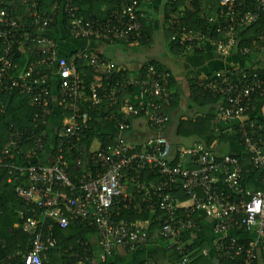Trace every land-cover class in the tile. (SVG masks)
<instances>
[{"label": "built area", "instance_id": "2783aa9c", "mask_svg": "<svg viewBox=\"0 0 264 264\" xmlns=\"http://www.w3.org/2000/svg\"><path fill=\"white\" fill-rule=\"evenodd\" d=\"M108 1L114 10L98 19L80 15L77 0L55 1L49 9L39 0L0 3V94L24 90L32 105L41 109L35 114V130L11 128L0 154V169L9 170V183L16 195L32 208V216L16 226L33 239L24 264H51L49 254L58 245L54 226L67 229L75 221L95 226L102 263L117 251L137 253L150 240L138 222L116 219L114 207L121 204L139 211L146 206L153 213L163 214V225L154 237L168 244V252L177 254V264H191V240H185V234L200 230L201 215L211 220L213 232L219 236L215 245L218 264H264V191L243 186L246 176L264 171V110L263 117H256L260 106L264 109V75L259 72L264 61L259 57L250 64L254 56L264 55V30L251 40V46H241L247 29L264 25V0H219L217 10L207 17L209 29L182 26L177 33L182 48L203 49L208 44L223 57L236 55L249 66L253 64L232 65L196 80L199 89L222 99L218 105L222 126L240 121L238 134L250 155L247 167L235 156L220 158L199 142L173 150L165 135L172 121L167 109L172 107L174 96L169 72L147 64L144 76L128 75L88 48L70 58L60 56L58 43L48 30L59 16L67 17L64 27L76 40L108 44L143 41L140 6L148 0ZM175 2L168 12L170 27L185 16L173 7ZM15 48L38 56L37 63L25 67L18 76L14 75L18 69ZM78 62H87L96 70L104 68L100 86L91 85L88 92ZM124 91L132 92L120 104ZM51 104L55 111L62 109L67 114L62 112L60 125L50 138ZM92 112H98L103 123L112 124L123 134L132 129L127 117L143 118L154 131L153 138L136 147L120 137L113 145L88 150L83 139L91 130ZM40 126L47 131L39 132ZM26 136L33 143L27 153ZM46 138L53 144V160L35 164L33 159L48 149ZM71 153L78 155L76 168L83 173L77 183L68 173L66 156ZM16 157L22 161L15 162ZM147 170L155 180H143ZM126 186L131 187V193L125 191ZM176 187L183 190L187 202L176 201ZM135 195L141 197V203H136ZM79 244L80 250L65 252L72 259L68 263H92L90 245ZM139 264L157 263L147 259Z\"/></svg>", "mask_w": 264, "mask_h": 264}, {"label": "trees", "instance_id": "16d2710c", "mask_svg": "<svg viewBox=\"0 0 264 264\" xmlns=\"http://www.w3.org/2000/svg\"><path fill=\"white\" fill-rule=\"evenodd\" d=\"M55 1L61 0H39L40 5L50 8ZM174 0H172L173 2ZM191 1V2H190ZM2 0H0V3ZM171 2V3H172ZM212 3V4H210ZM77 5L80 8V15L85 18H106L108 13L104 15L99 10L102 7H109L110 10H114V4L108 0H77ZM219 6V0H176L173 7L178 11H183L185 16L180 19L174 27L168 29V34L170 36L177 35L179 28L182 26L189 27L194 30L201 28L209 29L207 23V17L212 15ZM172 5L166 7V12L169 11ZM22 13V12H21ZM167 16V15H166ZM64 22L66 26L68 24V19L66 16H59L55 23H53L49 28V32L58 25L59 20ZM168 19V16H167ZM144 24V20H142ZM145 26V25H144ZM260 30H264V25L256 24L251 28L247 29L243 35L245 39L243 40L241 46H251V40L258 34ZM144 39L141 44L147 42V38L150 37V29L143 28ZM181 47L178 39L174 40L171 44L173 50L179 51ZM26 49V48H25ZM3 47L0 43V55L2 54ZM16 57L15 63L18 65V69L15 70L14 75L18 76L21 71L30 66L32 63H37L38 56L29 52V50H21L15 48ZM176 53V52H175ZM248 59V58H244ZM78 71L88 88V92L91 89L95 75H97V70L87 66L85 68L81 67L82 62H78ZM154 65L158 68L159 65ZM259 72L264 75V67L259 66ZM160 69V68H158ZM46 72V69H42ZM145 72V71H144ZM105 81V80H104ZM192 85L193 101L194 103L201 106L210 105L216 108V111H210L206 114L195 115L193 117L181 118L175 128L174 136L181 140H193L203 143L205 148L214 154L222 158V153L227 152L231 156L241 160L243 166L247 167L250 155L244 150L241 144L240 136L238 134V126L225 129L220 123L218 114V105L221 102V98L215 96L211 93L205 92L199 89L196 85V80H194ZM103 86H106V82H102ZM172 86L170 87V89ZM102 93V90L99 89ZM137 94H140L138 89L134 90ZM132 91H124L120 95V104H123V100L126 95L131 94ZM179 105V100L173 96L172 107L167 109L171 114ZM41 109L32 105L31 99L26 94L24 90H17L15 93L0 94V154L8 142L9 131L11 128L17 131H34L36 122L34 121L35 114L40 112ZM55 107L51 104L49 109L48 119L51 118ZM61 111V112H60ZM60 116L67 114L62 109L57 111ZM93 122L91 124V130L85 134L83 139V144L91 149L92 143L98 140L101 147H107L113 145L114 142L108 135L104 133L101 116L98 112H92ZM40 123V122H37ZM41 127V126H40ZM39 127V132L47 131L46 127ZM219 130L217 131V129ZM166 137L168 136V130L166 131ZM51 138V137H50ZM171 139V138H170ZM46 143L50 144V141L46 138ZM174 144V145H173ZM173 150L177 143H173ZM33 148L32 140L29 136L25 137L24 151L31 150ZM177 148V147H176ZM238 149V150H237ZM54 155V154H53ZM69 161V176L77 183L79 178L83 175L81 171L76 168V159L78 155L76 153H71L66 156ZM20 157H16L15 162H21ZM33 163H39V159L34 158ZM9 170L2 168L0 169V261L5 264H24L23 257L29 253L31 250L33 239L30 235L25 233L21 228L15 229V226L22 224L25 220L29 219L31 214V207L29 208L26 204L21 201L15 193L14 186L9 183ZM144 181L155 180V176L151 174L149 170L144 171L142 174ZM264 171L258 173L253 172L245 177L243 186L247 189L254 190L257 192L264 191ZM253 187V188H252ZM225 189V188H223ZM227 194H232L226 191ZM174 195L178 203H185L188 201V197L185 195L180 187L174 189ZM136 203H141V197L135 195ZM115 217L117 220H124L127 222H150V227L146 231L148 239L152 242H162L155 239L154 234L163 225V214L160 211L156 213L151 212L146 206H143L142 210H135L134 206H129L125 208L124 204L114 207ZM23 217H22V215ZM48 223L45 226L47 229ZM54 237L58 242L57 248L52 250L49 254L51 264H69L68 262L72 259L68 257L65 253L69 251V254L76 250H80L81 246L79 243H88L90 245L92 259L94 258V250L92 248L91 239L97 235V230L94 225L89 222H72L67 229H61L59 226H54L53 229ZM197 232L186 233L185 240L193 239V243L189 245L188 257L190 258L191 264H218L217 254L214 253L213 256L207 253L209 249H206L199 238H195ZM172 257L175 259V263L179 257L177 254L172 253ZM92 264V263H90Z\"/></svg>", "mask_w": 264, "mask_h": 264}, {"label": "crops", "instance_id": "0c3cea01", "mask_svg": "<svg viewBox=\"0 0 264 264\" xmlns=\"http://www.w3.org/2000/svg\"><path fill=\"white\" fill-rule=\"evenodd\" d=\"M209 1V0H207ZM212 1V0H211ZM172 0H148L141 4L140 13L144 20V27L150 29V37L147 38V42L141 44H129V43H100L93 41L76 40L70 37L64 27V22L60 19L58 25L49 33L50 36L56 39L59 48V54L61 57L70 58L78 50L85 48L96 52L102 58L108 62H113L118 70L125 72L128 75H145L147 64H158L161 71H166L171 74V90L173 94L178 98L179 105L173 110L172 121L168 129V136L170 141L177 143L176 147H189L193 143L198 141L193 140H181L174 136L175 128L181 118L193 117L195 115L206 114L208 112L216 111L215 107L210 105L201 106L194 103L192 85L194 80H198L200 77L212 76L225 68L232 65H240V60L236 55L230 57H223L216 49L210 45H206L203 49H189L179 48V51H175L171 48V44L177 39V35L168 34L166 7L171 4ZM212 4V3H210ZM110 10L109 7H102L99 11L104 15ZM167 15V16H166ZM140 49V51L138 49ZM176 52V53H175ZM219 58L216 57V55ZM264 61V55L254 56L251 61L259 60ZM201 62V63H200ZM218 62L221 66L216 63ZM214 65V66H213ZM253 65V64H252ZM251 65V66H252ZM89 66L87 62H82L81 67L85 68ZM248 67H251L247 65ZM104 68L97 70L92 85L100 86L101 75ZM260 112L256 117H263V106H260ZM131 124V131L128 133H120L115 126L109 123H103V130L106 135L109 136L115 142L120 137L132 146H140L144 142L153 138L154 131L151 129L147 121L143 118H126ZM60 115L55 111L50 119V127L48 134L50 137L55 135L57 127L60 125ZM240 121H232L229 125L225 126V129H230L238 126ZM52 135V136H51ZM48 149L41 154L39 161L41 163H49L53 160V148L51 139ZM203 144V143H202ZM174 145V144H173ZM101 144L98 140L92 143V148L97 150L101 148ZM174 149H177V148ZM238 150V149H237ZM229 154L223 152L222 156ZM253 188V187H252ZM125 191L132 192L131 187L126 186ZM22 215V214H21ZM201 222V228L195 236L199 238L201 243L209 249L207 251L211 256L215 253V245L219 238L213 232L212 222L205 215H201L199 218ZM18 225V224H17ZM16 225V226H17ZM15 226V229L17 227ZM138 226L147 231L150 227V222H138ZM189 242V245L193 243V239ZM92 248L94 250V258L92 264H139L147 259L154 260L157 264H176L172 253L167 251V245L163 242H152L143 249L139 250L133 255L126 254L122 251H117L111 254L106 263H102L99 258V247L97 235L91 239ZM0 264H5L0 261Z\"/></svg>", "mask_w": 264, "mask_h": 264}, {"label": "rangeland", "instance_id": "374dc122", "mask_svg": "<svg viewBox=\"0 0 264 264\" xmlns=\"http://www.w3.org/2000/svg\"><path fill=\"white\" fill-rule=\"evenodd\" d=\"M138 49V48H137ZM139 51H140V49H138ZM216 55V54H215ZM216 57L217 58H219V56H217L216 55ZM201 63V62H200ZM217 64H218V66L220 65L221 66V64H219L218 62H216ZM240 64L242 65V66H247L248 65V63L245 61V60H240ZM214 66V65H213ZM227 155V154H226ZM225 156V155H224Z\"/></svg>", "mask_w": 264, "mask_h": 264}]
</instances>
